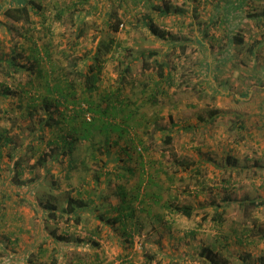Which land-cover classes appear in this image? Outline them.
<instances>
[{"label": "rangeland", "instance_id": "rangeland-1", "mask_svg": "<svg viewBox=\"0 0 264 264\" xmlns=\"http://www.w3.org/2000/svg\"><path fill=\"white\" fill-rule=\"evenodd\" d=\"M41 1L45 19L34 15L38 22L31 32L28 24L0 12V82L8 70L5 58L14 53L27 61L29 50H22L34 44L47 45L54 59L67 65L68 46L75 43L70 49L88 56L110 43L100 91L120 86L112 100L123 99L134 109L137 124L122 137L113 131L110 144L100 146L103 135L95 136L96 157L89 141L79 142L69 176L64 160L37 168L27 161L16 174L15 160L4 153L0 264H76L82 257L92 264H264V0H188L191 10L167 15L155 7L165 1L183 7L185 0ZM233 33L244 42L232 44ZM152 51L154 57L143 56ZM155 58L164 63L163 77L156 66L143 68L145 59L155 65ZM17 101L16 94L0 96V127L10 129L18 154H30L39 140L29 135L31 120ZM167 135L173 137L170 143ZM50 136L47 129L46 139ZM140 146L147 149L144 156L163 161L154 172L166 184L163 192L180 194L177 204L194 207L189 219L175 215L171 234L180 240L171 246L157 245L160 234L144 228L145 220L126 228L107 219L118 217L116 185L128 183L121 172L128 160H138ZM107 148L118 160L104 166ZM185 163H191L186 170ZM69 201L76 210L68 212ZM48 202L58 205L55 218L44 206ZM217 204L224 209L223 222L202 217L212 215ZM190 223L199 229L184 231ZM204 246L217 251V263L203 257ZM149 254L156 259L148 261Z\"/></svg>", "mask_w": 264, "mask_h": 264}, {"label": "trees", "instance_id": "trees-1", "mask_svg": "<svg viewBox=\"0 0 264 264\" xmlns=\"http://www.w3.org/2000/svg\"><path fill=\"white\" fill-rule=\"evenodd\" d=\"M184 2L186 6H175L170 5L169 2H164L156 6L155 8L160 11L161 14L167 15L169 13H179L185 14L188 9H192V4L188 0ZM188 8V9H187ZM45 7L41 0H3L0 2V12H2L6 18L12 20L14 23L20 22V24H28L27 30L32 31V23L38 22L37 17L34 15L42 16L45 19V15L42 13ZM63 11L60 9L57 12V17H62ZM34 18L37 20L34 21ZM83 20V19H82ZM114 29H118L117 24ZM157 32V29H154ZM84 35L83 31H80L79 36ZM243 35L239 33H233L230 36V42L232 44H242L244 42ZM113 41V39H112ZM104 42H102L103 44ZM231 44V45H232ZM63 49V53L67 56L68 64L64 65L59 61L55 60L53 57V52L51 49L47 48L45 45L43 49H40L37 45H32L28 51L27 61H22L20 59V54L12 53L9 58L6 57L5 65L8 70L2 71L5 74L4 81L0 82V96L8 97L11 94H16L18 96V101L15 103L16 107L19 108L22 115H26L28 119L31 120V125L29 126V135L33 136L32 140H39V144L33 147L32 152L19 153L20 147L15 142L13 134L10 133L9 128L0 127V160L4 156V153H8L11 159H14L13 165L18 168L15 172L16 174H21L25 162L33 160L30 167H45L51 161H68V173L70 175L71 169L76 168L75 152L78 149V143L86 140L89 141L88 147L91 152L92 157H96L95 150L97 145L93 143L95 136H102L103 139L101 144L111 143V134L113 131L118 132L119 136L122 137L124 134L128 133V129L133 124H137L134 114V109H128L127 104L123 99L117 98L112 100V95L119 97V88L114 91L101 92L100 80L101 73L106 64V57L110 54L112 45L107 43L104 45L106 49H102L99 46L97 49H93L92 53L86 55H78V53L70 49ZM230 46V45H228ZM252 49H254L252 47ZM14 50V49H13ZM74 52V53H70ZM22 54V53H21ZM156 52L143 53V56L154 57ZM155 60V65H151L147 59L143 63V68L154 69L156 66V71L160 76H164V63ZM83 66V67H81ZM127 66L126 69H129ZM26 72L25 77L19 79L15 78ZM12 80V83L8 84L7 80ZM124 79H122L123 81ZM120 85V84H119ZM14 104V102H13ZM215 112V111H214ZM90 113L91 118L88 119L87 114ZM120 114V116H118ZM216 115L212 114V117ZM133 119L134 122H133ZM49 129L51 136L46 139L45 132ZM130 138V137H129ZM130 138L129 140H131ZM172 135H167V141L170 143L172 141ZM92 141V142H91ZM33 142V141H31ZM116 142V141H115ZM117 143V142H116ZM29 145H31L29 143ZM125 147V146H124ZM144 147V146H143ZM143 147H138L140 151L139 158H143ZM145 149V147H144ZM103 150V149H101ZM147 149H145L146 151ZM106 158L102 160L103 164L106 165L111 160H114V153L107 148L105 151ZM84 160V159H83ZM118 160V158H117ZM97 161V160H95ZM85 168L88 165L85 161H82ZM191 163H185L183 169L186 170ZM162 167V166H161ZM79 168V166H78ZM128 167L127 169H129ZM70 171V172H69ZM164 173H168L162 170ZM173 177H168L171 181L174 180ZM116 193L121 195V203L116 209L118 212L125 210V203H129V196L126 192L124 185L118 184ZM231 201V199H230ZM227 200V203L230 202ZM239 204H245L246 202L255 203L256 199L237 200ZM134 201L131 200L130 211L131 215L135 214ZM264 201H261L263 203ZM85 201L81 200V204ZM87 203V202H86ZM45 208L49 210L52 216L55 218L57 216L58 205L55 203H45ZM84 206H87L86 204ZM91 206V205H90ZM87 206V207H90ZM166 206L172 207L174 210L188 216H194V207L187 204H176L175 201L171 203H166ZM214 210L212 215H207L205 213L202 217L213 219V221L223 222V212L224 209H219V205ZM150 209V208H148ZM68 212L76 210L72 202L69 201ZM118 217L108 218L109 221L116 222L120 220L122 215L118 213ZM111 219V220H110ZM41 253L45 254L43 248H41ZM201 253L203 257L209 259L213 263H217V251L209 246H204ZM96 254V253H95ZM100 258L99 254H96V258ZM148 261L152 262L156 259V254L146 255ZM77 262V263H76ZM76 264H92L85 257L77 260ZM101 262L98 260V263ZM134 264V263H126Z\"/></svg>", "mask_w": 264, "mask_h": 264}, {"label": "crops", "instance_id": "crops-1", "mask_svg": "<svg viewBox=\"0 0 264 264\" xmlns=\"http://www.w3.org/2000/svg\"><path fill=\"white\" fill-rule=\"evenodd\" d=\"M153 156L154 155L149 156L148 153L147 156L143 155V158H138V160L130 158L133 160H128L127 165H124L121 175L126 179L128 178L126 181L128 183L124 184V186L129 196V203H125V210H123L121 213L118 212L122 215V218L116 222L120 223V225L123 224V226L126 228H134L139 222L143 224L142 221L145 220L148 225H143L144 228L146 227L147 229H150V231L160 234V236L156 239V244L160 245L161 247H166L171 246V244L174 245V241L177 240L178 242L180 240L176 239L175 237L173 240V235L171 234L175 229V215L179 214L180 212L174 210L172 207L166 206V203L167 201L168 203L175 201L177 204V197H181V195L163 192L164 189L162 188L166 187V184L161 185L154 175L155 166L158 165L161 167L163 161L161 159L157 160V158ZM114 159L116 160L117 158ZM128 167L130 168L127 169ZM158 172L160 171L158 170ZM160 187L162 189L161 191H159ZM161 192L163 193L161 194ZM131 200L134 201V215L130 214L132 211H130ZM180 214V216H183L186 219L190 218L182 213ZM113 217H115V215ZM197 229H199L198 225L193 226L190 223L188 227L184 229V231L190 233L189 231ZM165 238H167V240H165Z\"/></svg>", "mask_w": 264, "mask_h": 264}, {"label": "built area", "instance_id": "built-area-1", "mask_svg": "<svg viewBox=\"0 0 264 264\" xmlns=\"http://www.w3.org/2000/svg\"><path fill=\"white\" fill-rule=\"evenodd\" d=\"M87 117H88V119H90V118H91V115H90V113H88V114H87Z\"/></svg>", "mask_w": 264, "mask_h": 264}]
</instances>
